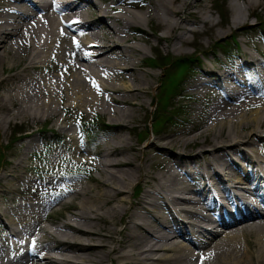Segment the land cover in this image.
Instances as JSON below:
<instances>
[{
    "label": "bare ground",
    "instance_id": "bare-ground-1",
    "mask_svg": "<svg viewBox=\"0 0 264 264\" xmlns=\"http://www.w3.org/2000/svg\"><path fill=\"white\" fill-rule=\"evenodd\" d=\"M215 1L145 0L137 5L132 0H66L65 8L77 19L74 31L80 33V47L75 49L64 43L68 37L61 25L64 17L51 15V25L39 12L36 0H0V132L11 127L21 133L20 140L29 139L26 148L30 149L36 146L32 136L37 133L67 135L73 131L79 137V126L90 127L94 119L105 132L100 145L85 152L82 160H75L77 152L64 154L69 163L86 165L97 177L73 187L66 180L63 187L68 192L54 200L45 192L57 189L59 178L40 184L39 177H21L7 188L8 194L25 180L28 193L23 196L25 203L5 206L3 202L10 199H0V205L6 207L0 211V224L8 231L0 248L6 243L5 251L10 252L0 251V264H264V159L254 156L264 157V97H256L259 93L264 96V50L253 49L248 41L241 55L226 59L218 68L201 70L191 65L189 58L195 57L199 63L201 57L195 51L190 55L186 47L193 46L203 58L212 46L203 48L196 40L204 30L188 26L208 28L214 38L209 4ZM225 1H229L231 16L228 30L218 34L221 39L231 29L248 25L250 17H258L257 10L264 3H220ZM123 4L142 11L124 10ZM91 6L100 14L96 20L85 14ZM150 24L159 32L157 36L145 33L143 28ZM153 37L158 43L167 42L169 67L151 62L140 46L149 45ZM146 67L162 69L163 77L168 70H176L162 88H167L164 99L158 102L156 95L154 108L156 120L163 127L176 126V130L160 143L149 144L151 148L142 151V161L137 164L138 152L127 134L139 132L131 124L137 121V112L152 106L150 99L146 101L152 86L146 78L155 80L156 76L144 71ZM163 83L161 80L160 87ZM206 94L215 97L206 102ZM177 96L179 102H187L179 107L185 108L183 112L167 109ZM237 100L240 103L232 106ZM153 130L158 131L156 125ZM4 139L0 134V144ZM56 143H41V154L49 163L69 149L54 150ZM193 149L195 153L187 154L189 160L172 154L177 150L185 155L184 151ZM151 150L167 153L163 160H159L161 153L153 155L151 166L162 170L155 175L143 169L150 162L147 154ZM20 163L11 164L0 181L9 173L14 176ZM244 179L254 185L258 196L251 200H257L256 204L248 201L247 194L245 202L235 194L237 189L247 188L241 187ZM144 184H152L151 190H144ZM141 190L142 196L134 203ZM216 192L228 196L227 204L208 198L207 208L224 227L218 232H214V222L200 217L204 207L185 202L189 207L185 205L184 210L171 196L179 198L180 194L179 199L190 200L194 193L205 199ZM47 210L52 211L47 214ZM124 217L126 224L120 228ZM159 227L166 232L162 238H154ZM27 241H35L33 252L25 250Z\"/></svg>",
    "mask_w": 264,
    "mask_h": 264
},
{
    "label": "rangeland",
    "instance_id": "rangeland-1",
    "mask_svg": "<svg viewBox=\"0 0 264 264\" xmlns=\"http://www.w3.org/2000/svg\"><path fill=\"white\" fill-rule=\"evenodd\" d=\"M144 2H145V0H139L138 2H135V4L141 5ZM219 4H220L219 1H216L215 4H209V6H212L211 19H212L213 23L215 24V27L213 30L214 31V38H210L211 35L209 34L210 31L208 30V28L194 27L193 25L188 26V28H190V29L194 28V29H197L199 31L204 30L203 33L200 34L199 39L196 40V41H198V43L202 44L203 48H206L207 46H210V45L212 46L208 50L207 55H205L203 58H202V56H199L200 51L195 50L196 48H192L191 46L185 48V51L187 53H189V54L191 53L190 55H192L195 51L196 53H194V54L201 57V58H199L200 62L194 64L196 69L199 68V69L203 70V68L205 66H209L210 68L215 69V68H218L219 66H222L221 64L223 63V60H222L223 52L218 48V46H220L222 44L223 40H225L227 42L226 50H230L232 48V44H231V47L229 49V46L231 43V38H237L236 40H237L238 46H236L234 50H236V48H238L239 52H242L243 48L244 49L246 48L244 44L247 43L248 41H254L253 42L254 44L252 46L253 49L255 48V49L264 50V3L257 10L258 17H255V18L250 17L249 21H248L249 22L248 25L240 27V28L231 29L228 33V37L223 38V39L219 38L218 34L228 30V27H229L228 20L231 16V7L227 1H225V3H222L220 5ZM220 7H222V8H220ZM214 9L223 13L224 16H219V14ZM85 14L89 18V20H96L97 17H99V15H100L98 12V9L95 6H93V7L91 6L90 8H88L85 11ZM143 29H144L145 33L149 34V35L154 33V35L157 36V34L159 33L154 28L153 24L146 25ZM187 36L190 40L193 39V36L191 34H189ZM218 40H220L218 46L214 47V45H213L214 42H216ZM208 42H213V43L208 44ZM228 42H230V43H228ZM140 44H141L140 46L143 48V50L146 53V57L154 59V61L159 65H167L166 63H168V59H165V58H169V56H167L168 52L165 48V46H168L167 42H159L158 43L157 41H155V37H153V38H151L149 45H145L142 43H140ZM251 45H252V42H251ZM155 48H156V50H155ZM249 50H252V49H249ZM190 55H188V56H190ZM214 61H215V64H213ZM209 62L210 63L213 62V63L209 64ZM219 63H220V65L217 67V65ZM144 71H146V72L150 71L151 73H154L156 76V79L152 80L150 78H146L152 85L151 89H150V93L148 94V99H146V101L150 99L152 101V106L147 107L145 110H141V111L137 112V119H136L137 121L134 122L133 124H131V126H137L139 129L138 130L139 132H136L134 134L132 133L130 135L127 134L130 143L135 147V149L138 152V153H136V155L139 156L137 164L141 163L142 158H143V156H141L142 151H145L149 147L148 146L149 144L152 143V145H153V143L154 144L160 143L161 140L165 139L163 137L173 133L174 130H176V129H174V128H176V126H174L173 128L171 125H167L168 128L163 127V124L159 123L156 120V117L154 115V113L156 111L154 108H155L156 103H157L156 102L157 99L155 100L156 95H157V98L159 99L158 102L159 101L161 102L164 99V94L166 93L167 88H165V89H162V88L169 81V79L173 75L174 71L168 70L169 72H171V74L166 75L165 77L162 76L163 71L160 68L150 69V68L146 67V69H144ZM161 80H164V83H163L164 85L160 87ZM204 97L206 99V102H209V100L213 99L215 96L211 95V94L209 96V94H206ZM179 99H180L179 96L174 97L173 98V104L169 105V107H167V109L168 110H179L180 109V110H182V112L184 109V111H185V108L182 109L179 107L186 104L187 102H179ZM193 107L195 108V110H196V108L198 110H201L200 106L193 105ZM195 113L196 112H193L192 115L194 116ZM175 115L178 117L180 114H175ZM90 124H92L90 126V131H88V129H89L88 126H79V135H78L79 137H76V133L75 132L73 133V131L67 135H63V134H59V133L54 134V133H51L50 131H43V132L37 133V134L32 136V139H34L35 143H36V146L33 149L26 148V142L29 140L28 138H24V139L20 140L18 137L21 135V133H18L17 131L14 132L11 127H8V126L4 127L3 130L0 132V134H2V133L4 134V138H5L4 140L1 141V144H0V179L4 174L8 173V170H9V167L11 166V164L14 165V164L21 161V163H20L21 167L16 171L14 176H12L11 173H9L8 177L5 180L0 181V186H2V187H0V199L2 200L3 196H8L10 194V197L8 196V199H11V198L15 199L14 201H12V203L17 202V201L19 203H25L27 201L23 197L28 193V191L25 190V187H26V181L25 180L20 183L18 188H12L13 190L8 191V194H7V192H5L7 190V188L12 187L11 186L12 183L19 180L21 177L27 178V179L32 178L34 180H35V178L39 177L40 180L43 181L40 184L45 183L46 179L53 178V177L61 179L57 189L50 186L51 188H49L45 192L49 196L50 200H54L57 197V195L60 194L61 192H65V193L68 192V191H66L67 189H64V187H63L66 184V180H68V179H70L69 181H70V183L73 184L72 185V187H73L75 184H77L80 181L88 180V177H93V178L97 177L98 176L97 173L92 172V170L89 169L86 165H82L81 163L78 165H73L71 162L69 163L68 159L64 158V154L66 153V151H71L74 153V155L77 152L76 153L77 157L76 156H74V157H75V160L80 161L83 158L82 155H85V152H89V149L95 150V148L100 145V143H101L100 141H102V139L105 137V132L103 130L104 128H102L99 125L100 121L97 119H94ZM46 125H49V124H46ZM68 125L72 126V122H70V123L68 122ZM155 125H156L157 130H158L157 132H154V130H153V126H155ZM112 133H115V132H112ZM9 137H13L15 139L10 140ZM46 141H50L52 143L57 142L56 144L58 147L54 148V150H56V149L60 150L62 148H64V149L69 148V149L68 150L66 149L65 152L63 150L62 153L57 158L51 160V163H49V160H47V158H45V156L43 154H41L42 150H43L41 143H44ZM71 143H73L72 146H68ZM149 148H151V146ZM148 150H150V149H148ZM18 151H20V152H18ZM184 152H185V155L184 154L182 155V154H180V151L174 150L172 154L177 158H179L181 156L183 159L189 160V159H191V156H188L187 154L188 153L192 154V153H195L196 151H195V149H193V150L184 151ZM23 153H24V156L22 157ZM155 153H161L160 154L161 158L159 160H163V158L164 157L166 158V156H167L166 152L163 153L159 150H151L150 153L147 154V156L150 158V162H145L143 169L145 172H148V173L153 174V175L159 174L162 171V170L159 171V169L154 167V165H153V167L151 166L152 164H154L152 157H154L153 155ZM254 156L258 160L264 159L263 155H261L259 153H255ZM45 159L47 161H45ZM48 159H50V158H48ZM149 165H150V167H149ZM54 166H56V167H54ZM43 169H48L49 172L45 173L43 171ZM78 173H81L82 177H79ZM76 177H78V178H76ZM62 180H64V183H63L62 188H61L59 186L63 182ZM86 183L89 184V182H86ZM152 184H149V185L144 184V190L150 191ZM41 187L43 188L44 185ZM144 190H141L138 194H136L134 196V199H133L134 203H136L140 199V197L142 196V192ZM11 191H13V192H11ZM129 196H130V194H128V199H130ZM3 203L6 204L5 206L13 205L11 202L8 203V201L3 202ZM129 205L130 204L127 203L124 207L127 208ZM53 207H54V208H52L53 210H60V208L58 206H53ZM144 207L148 208L149 206H144ZM9 208H11V207H9ZM2 209H6V207L0 205V211ZM51 211L52 210H47L46 213L49 214ZM126 218L127 217L122 218V226H120V228H123V226H125ZM6 221L7 220H4V222H6ZM45 225L47 226L48 229L52 228L50 223H46ZM5 227L6 226L3 223L0 224V243H2V238L6 234H8V231H6L4 229ZM114 237H115V240H117V238H118L117 235H115ZM11 241H14V239ZM29 246H30V244L28 242H26L25 250H28ZM5 249H7L6 243H4L3 248H0V251L2 253H5V255H7L8 251H5ZM9 254H10V252L8 253V255ZM104 264H110V262L107 261Z\"/></svg>",
    "mask_w": 264,
    "mask_h": 264
},
{
    "label": "snow or ice",
    "instance_id": "snow-or-ice-1",
    "mask_svg": "<svg viewBox=\"0 0 264 264\" xmlns=\"http://www.w3.org/2000/svg\"><path fill=\"white\" fill-rule=\"evenodd\" d=\"M74 23V22H73ZM63 34V33H62ZM73 43L75 44L76 43V41L75 40H73ZM78 46V45H77ZM92 84H93V87H96L97 89H98V85H96L95 84V82L94 81H90ZM35 243V241H33V244Z\"/></svg>",
    "mask_w": 264,
    "mask_h": 264
}]
</instances>
